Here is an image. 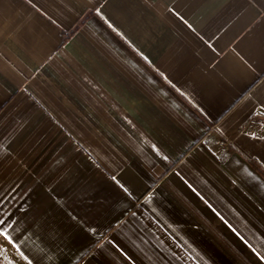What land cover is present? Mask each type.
Instances as JSON below:
<instances>
[{"label":"crops","instance_id":"crops-1","mask_svg":"<svg viewBox=\"0 0 264 264\" xmlns=\"http://www.w3.org/2000/svg\"><path fill=\"white\" fill-rule=\"evenodd\" d=\"M0 221V264H264V0H0Z\"/></svg>","mask_w":264,"mask_h":264},{"label":"built area","instance_id":"built-area-1","mask_svg":"<svg viewBox=\"0 0 264 264\" xmlns=\"http://www.w3.org/2000/svg\"><path fill=\"white\" fill-rule=\"evenodd\" d=\"M261 116H262V114L259 113V112L253 114V115L249 118V123H250V124H254V125H260V124H261Z\"/></svg>","mask_w":264,"mask_h":264},{"label":"rangeland","instance_id":"rangeland-1","mask_svg":"<svg viewBox=\"0 0 264 264\" xmlns=\"http://www.w3.org/2000/svg\"><path fill=\"white\" fill-rule=\"evenodd\" d=\"M6 252V251H5ZM3 250L0 251V254L5 253Z\"/></svg>","mask_w":264,"mask_h":264},{"label":"snow or ice","instance_id":"snow-or-ice-1","mask_svg":"<svg viewBox=\"0 0 264 264\" xmlns=\"http://www.w3.org/2000/svg\"><path fill=\"white\" fill-rule=\"evenodd\" d=\"M0 223H3L2 221H0ZM0 234H3V233H0Z\"/></svg>","mask_w":264,"mask_h":264}]
</instances>
